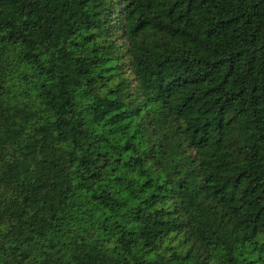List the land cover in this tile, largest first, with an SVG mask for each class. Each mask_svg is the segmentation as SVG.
I'll return each mask as SVG.
<instances>
[{
    "label": "trees",
    "instance_id": "1",
    "mask_svg": "<svg viewBox=\"0 0 264 264\" xmlns=\"http://www.w3.org/2000/svg\"><path fill=\"white\" fill-rule=\"evenodd\" d=\"M0 264H264V0H0Z\"/></svg>",
    "mask_w": 264,
    "mask_h": 264
}]
</instances>
